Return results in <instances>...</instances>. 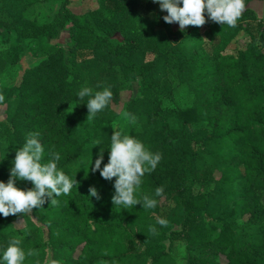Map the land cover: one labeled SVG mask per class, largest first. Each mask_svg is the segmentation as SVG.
Returning a JSON list of instances; mask_svg holds the SVG:
<instances>
[{"label":"trees","instance_id":"trees-1","mask_svg":"<svg viewBox=\"0 0 264 264\" xmlns=\"http://www.w3.org/2000/svg\"><path fill=\"white\" fill-rule=\"evenodd\" d=\"M20 1L0 0V27L17 34L13 42L1 43L0 69L16 60L21 36L38 37L46 57L26 69L17 84L0 85L5 96L0 181L9 180L16 151L28 134L39 133L44 148L41 162H48L50 152H58V169L78 186L57 197L58 206L47 199L27 215L0 214V258L16 238L25 253L29 249L38 253L26 255L24 264H43L48 252L58 264H172L162 240L182 235L187 242L182 264H220L214 254L224 255L225 264H264V53L260 52L264 23H255L257 41L234 55L223 52L234 28L213 22L207 12L205 25L181 31L168 23L161 26L162 11L152 0H101L96 9L79 14L63 1L50 21L37 24L21 15ZM248 1L239 20L254 16ZM59 29L68 30L67 56L60 47L46 43ZM186 39L189 46L182 44ZM204 41L211 56L201 48ZM146 51L155 52L154 59L143 60ZM168 61L190 87L195 84V96L202 95L198 103L177 109L162 106L170 90L163 74V62ZM136 77L142 97L127 107L135 123L129 117L126 126L114 127L116 115L109 105L87 120L89 97H77L83 87L93 92L107 87L114 101ZM69 103L74 104L72 110ZM200 118L207 121L206 128L197 124ZM114 130L162 154L136 192L137 198L157 199L156 208L114 206L116 178L109 181L100 170L92 172L102 148L101 169L109 162ZM206 164L212 167L201 177ZM206 175L211 187L192 191L193 182ZM15 182L21 190L34 187L31 181ZM91 186L99 200L90 197ZM158 186L164 188L161 197L155 196ZM165 203L169 209L161 215L158 207ZM15 218L23 219L29 234L15 227ZM158 218L166 219L167 226L157 224ZM205 218L220 223L215 234ZM173 225L178 229L166 235ZM149 226L160 231L153 235ZM134 240L142 244L141 250L131 249Z\"/></svg>","mask_w":264,"mask_h":264},{"label":"clouds","instance_id":"clouds-1","mask_svg":"<svg viewBox=\"0 0 264 264\" xmlns=\"http://www.w3.org/2000/svg\"><path fill=\"white\" fill-rule=\"evenodd\" d=\"M159 3L161 11H166L163 17L168 24L178 23L180 30L184 31L186 26L205 25L207 12L208 18L213 22L228 25L235 28L242 13L246 10L245 0H152ZM182 4V6H180ZM99 87V86H98ZM80 100L89 97L87 100V120H92L104 110L113 97L112 91L105 87L102 91H95L90 87H83L77 94ZM5 96L0 93V105H3ZM131 122H136L135 116H130ZM39 133H29L26 143L22 148L17 149L14 167L10 170V178L7 183L0 181V214L4 217L9 215H27L34 208H42L47 199L51 205L58 206L57 197L68 195L78 182L69 178L63 171L58 169L60 154L50 152L51 157L47 163H42L44 148L38 139ZM97 142L96 145H98ZM102 148L92 172L100 170V175L111 181L114 177L115 194L112 196L114 206H122L123 209L135 207L142 204L144 209H154L158 201L148 195L137 198L136 192L143 183L145 174L153 172L162 160L161 153H153L145 145L128 135H122L115 131L111 136L109 162L101 169L103 161ZM31 181L34 187L29 190H21L15 186V181ZM90 197L100 199V195L94 186L89 188ZM164 193L163 186L155 189V196L161 197ZM157 224L167 226V220L158 218ZM149 232L157 234L155 226H149ZM21 241L13 238L6 250L3 251L2 264H24L26 255L35 256L38 253L29 249L27 253L19 247ZM51 264H58L52 261Z\"/></svg>","mask_w":264,"mask_h":264},{"label":"rangeland","instance_id":"rangeland-1","mask_svg":"<svg viewBox=\"0 0 264 264\" xmlns=\"http://www.w3.org/2000/svg\"><path fill=\"white\" fill-rule=\"evenodd\" d=\"M66 1L69 9L76 14L83 13L88 10H94L98 7L101 0H21L17 3V6L20 10L21 15L26 20H32L37 24L41 22L50 21L55 13L58 11L60 4ZM250 1V0H249ZM247 2V5L249 4ZM159 4V3H158ZM160 7V5H159ZM249 7V6H248ZM161 10V9H160ZM254 16L249 20H239L237 22V26L233 29L235 30L234 37L231 39L229 44L226 45L223 52L231 53L236 55L239 49L245 48L249 43L256 42V29L255 23H264V2L259 6L254 7ZM162 18H159L161 21V26H165L166 23L163 19L164 16L167 15L166 11H162ZM208 16V15H207ZM249 21V22H246ZM171 29L180 28L178 23L168 24ZM0 33L2 37H0V47L1 43L4 39L7 42H13L15 36L17 35L14 30H6L3 27H0ZM20 50L17 54V58L13 62H7L0 69V85L3 87H10L19 82V80L23 77L26 69L33 67L36 65L41 59L46 57V52L42 46V41L36 36H21L19 38ZM254 40V41H253ZM46 43L60 47L63 50L64 56H67L68 45H69V34L67 29H59L57 34L52 38H47ZM207 42H202L201 48L206 52L208 56H211V50L206 45ZM183 46H189L190 41L186 39L183 41ZM260 52L264 53V47L260 48ZM156 56L155 52L146 51L143 55V60H151ZM211 59V58H210ZM168 61L164 64L163 74L165 83L170 86L169 96L165 95L162 99V106L167 107V109H177L182 107H187L190 105H194L198 103L202 99L201 96H195V84L190 87L185 79L180 75L179 70L170 64ZM210 64L213 63L210 61ZM259 67V63L256 65ZM186 75H188L185 72ZM142 97V89L141 83L138 77L131 79L127 86L120 90L117 94V98L114 101H110L109 108L115 113V119L112 121L114 127L118 129L123 128L128 124L130 114L127 111V107L130 104L131 100ZM201 97V98H200ZM200 99V100H199ZM74 107L73 103H69L68 109L72 110ZM5 117V107L0 105V121ZM197 124L201 127L206 128L207 121L200 118L197 121ZM4 145V140L0 138V148ZM110 154V150L108 151ZM212 164L204 165L206 171L205 175L211 169ZM214 175L217 176V173L214 172ZM206 177L201 178L199 181H194L192 184V191L196 192H204L207 191L211 187V181ZM15 186L19 188V182H15ZM166 206L169 204H164V206H159L158 211L161 215L167 213L168 209ZM31 221L35 222L32 218ZM205 221L214 227V234L218 231L220 227V223L213 218H205ZM13 224L15 227H18L22 234H29L30 228L25 225L22 218L13 219ZM157 233L160 231L159 227H156ZM178 227L173 225L168 230H166L165 234L167 235L169 231H176ZM163 244L167 247V251L172 259V264H182V258L186 253L187 242L182 235L175 236L174 239H163ZM131 249L133 250H141L142 244L139 240H134L130 244ZM79 246L75 249V254L78 252ZM49 251V249H48ZM214 258L220 264H225L226 259L222 254H214ZM53 260L49 258V252L46 256V259L43 264H51Z\"/></svg>","mask_w":264,"mask_h":264},{"label":"crops","instance_id":"crops-1","mask_svg":"<svg viewBox=\"0 0 264 264\" xmlns=\"http://www.w3.org/2000/svg\"><path fill=\"white\" fill-rule=\"evenodd\" d=\"M264 2V0H250L249 1V4L250 5H248L251 9H253L254 10V7L255 6H259L260 4H262Z\"/></svg>","mask_w":264,"mask_h":264}]
</instances>
